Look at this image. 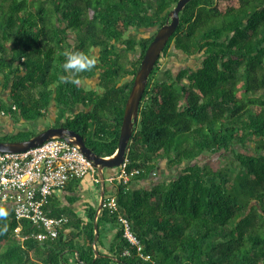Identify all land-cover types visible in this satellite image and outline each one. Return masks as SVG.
Here are the masks:
<instances>
[{
	"label": "trees",
	"instance_id": "obj_1",
	"mask_svg": "<svg viewBox=\"0 0 264 264\" xmlns=\"http://www.w3.org/2000/svg\"><path fill=\"white\" fill-rule=\"evenodd\" d=\"M178 1L0 0V114L32 122L52 106L50 127L74 130L95 154L113 156L133 86L127 77H135L156 34L131 33L162 27ZM171 47L198 64L163 78L162 58L155 64L126 152L127 171H139L133 182L152 185L110 184L116 189L104 195L95 245L101 226H111L108 254H94L97 206L87 203L81 218L53 194L46 214L68 220L54 238L40 239L44 229L17 220L0 200L9 212L0 219V264H264V0H192L163 58ZM65 50L97 59L78 85L60 79ZM94 78L95 88H85ZM35 135L6 134L0 142ZM205 155L218 156L202 165ZM163 162L177 173L154 183ZM120 216L140 251L124 238Z\"/></svg>",
	"mask_w": 264,
	"mask_h": 264
},
{
	"label": "built area",
	"instance_id": "obj_2",
	"mask_svg": "<svg viewBox=\"0 0 264 264\" xmlns=\"http://www.w3.org/2000/svg\"><path fill=\"white\" fill-rule=\"evenodd\" d=\"M128 159L116 172L106 179L129 186L139 171H127ZM92 161L87 159L78 147L63 139L53 138L43 144L21 153H0V200L8 202L14 217L41 227L38 237L44 239L56 237L58 229L68 220L65 217L54 218L46 214L50 197L73 181L91 176L99 182ZM106 206L111 214L118 210L114 197H110ZM124 229V238L140 251V242L132 232L130 222L119 217Z\"/></svg>",
	"mask_w": 264,
	"mask_h": 264
},
{
	"label": "water",
	"instance_id": "obj_3",
	"mask_svg": "<svg viewBox=\"0 0 264 264\" xmlns=\"http://www.w3.org/2000/svg\"><path fill=\"white\" fill-rule=\"evenodd\" d=\"M191 1L192 0L178 1L176 6L169 12L166 23L156 31V34L144 55L140 69L134 77L132 90L126 102L117 153L115 156L111 158L98 156L86 145V142L81 134L65 127H48L43 131L37 133L34 137L25 141L0 142V152L19 153L35 148L52 138H59L66 140L78 147L80 151L86 156V158L93 162L94 167L98 171V176L101 182L100 202L94 221L95 238L93 246L96 258L99 256V252L95 247L99 238L98 217L100 212L102 211L105 194L104 172L106 170H113L114 172V169L120 167L124 163L128 145L134 134L135 127L139 122V112L141 109V103L148 79L154 69L156 62L163 55L164 48L166 47L169 39L172 37L179 26L180 13Z\"/></svg>",
	"mask_w": 264,
	"mask_h": 264
},
{
	"label": "crops",
	"instance_id": "obj_4",
	"mask_svg": "<svg viewBox=\"0 0 264 264\" xmlns=\"http://www.w3.org/2000/svg\"><path fill=\"white\" fill-rule=\"evenodd\" d=\"M93 81H94V84H93ZM85 82H86V86L89 85L91 88H95V86L97 85L98 79L86 80ZM6 96L7 95L5 93L4 97L6 98ZM51 108H52V106H51ZM78 109H80V108H78ZM50 117L53 118L52 120H54L56 118L55 109H54V112L50 115ZM45 121H46V119H43V122H40V121L39 122H34V121H32V122H25V121L17 122V121H15L9 117H6V116L0 114V136L6 135V134L15 135V134H18L19 132H26V131L32 132L33 130L35 132H38V131L46 128L43 125V124H45ZM27 123H30L29 127H26ZM30 127L32 130L30 129ZM176 173H177V170L168 168L167 163H165L164 166L160 165L159 170H157L158 179L154 180V183L158 180L167 182L168 179L172 178ZM110 174L111 173H109V171H108V174L104 173L106 178ZM151 182H152L151 180L150 181L149 180L143 181L140 183L132 182L130 185V188H132L133 190L134 189L135 190H137V189H148L150 187V185H152ZM91 185L98 186L99 190L101 192V187L99 184H94L90 177H85L83 180H80V184L78 187H76L74 189L72 187L73 192L70 193L65 189L63 191L56 192L54 195L59 200L61 207H69L78 216H80L81 218H84L86 211H87V203L94 204L92 202V199H91L90 194H89V188L91 187ZM115 189H116L115 186H112V185L105 183V195H106V197H108L111 194H114ZM70 197L75 198V201L70 202L69 201ZM99 199H100V196H99ZM98 203H96L94 205L98 206ZM101 228H102V233H101L102 242H101L100 246H98V250H99V252H101L103 254H108V249H109L110 244L114 240L116 230L110 228L107 225L101 226ZM71 259H72V257H71Z\"/></svg>",
	"mask_w": 264,
	"mask_h": 264
},
{
	"label": "rangeland",
	"instance_id": "obj_5",
	"mask_svg": "<svg viewBox=\"0 0 264 264\" xmlns=\"http://www.w3.org/2000/svg\"><path fill=\"white\" fill-rule=\"evenodd\" d=\"M157 30V27L152 28L150 30H141V31H133L131 34H137L139 37H149L152 36L154 34V32ZM161 68H160V78H163L164 75V71L166 70H170L174 75H177L178 72H180V70L185 69V68H195L196 65L198 64V58L194 57V58H189L186 55H184L182 52L177 51L174 47H171L170 50L168 51V53L166 54V56L161 60ZM95 80V79H94ZM94 84V81H93ZM85 88L87 89H91V87L89 85L86 86L85 84ZM5 95V93H4ZM54 107L51 108V112L49 114V116L46 118L45 124H43L46 128L48 126L51 125L52 123V117H50V115L54 112ZM43 122V119L38 118L36 119V121L34 122ZM30 123L26 124V127H29ZM31 129V127H30ZM32 130V129H31ZM32 132H35L34 130ZM218 155H205L202 159H201V164L202 165H206L209 164L211 161L216 160L215 158H217ZM228 162H224L222 163L223 166L227 165ZM165 163H161V166H164ZM112 173L113 170H106L105 173L108 174ZM166 182V181H165ZM100 190L99 187L96 185H91V187L89 188V194L90 197L92 199V202L94 204L99 202V196H100ZM111 227V226H109ZM113 229V228H112ZM101 233H102V228H101ZM73 263V262H72Z\"/></svg>",
	"mask_w": 264,
	"mask_h": 264
},
{
	"label": "clouds",
	"instance_id": "obj_6",
	"mask_svg": "<svg viewBox=\"0 0 264 264\" xmlns=\"http://www.w3.org/2000/svg\"><path fill=\"white\" fill-rule=\"evenodd\" d=\"M157 30H158V28H157ZM156 30V31H157ZM156 31L154 32V33H156ZM118 47H120V45L118 46ZM178 51V50H177ZM63 56L65 57V62H64V64H63V70H64V72L65 73H67V75H64V76H61L60 77V79H61V81L62 82H64V83H72V84H74V85H78L79 83H80V81H79V79L77 78L78 77V75L79 74H81V73H84V72H89V71H91L95 66H96V64H97V59L95 58V57H92V56H89L87 53H85V52H83V51H73V50H65L64 52H63ZM160 58H162L163 59V55L160 57ZM155 67V66H154ZM140 69V68H139ZM152 74V73H151ZM136 75V74H135ZM159 75H160V73H159ZM151 76V75H150ZM150 78V77H149ZM94 79H97V78H94ZM93 79V80H94ZM133 81H134V77H133ZM85 84H86V82H85ZM139 123V122H138ZM138 125V124H137ZM48 127H50V126H48ZM47 127V128H48ZM136 128V127H135ZM46 129V128H45ZM44 130V129H43ZM43 130H40V131H38V132H36V134L37 133H39V132H41V131H43ZM53 139V138H52ZM57 139H59V138H57ZM66 141V140H65ZM46 142V141H45ZM68 142V141H67ZM71 144V143H70ZM130 144V143H129ZM73 145V144H72ZM38 147V146H37ZM33 149V148H32ZM30 150V149H29ZM28 151V150H27ZM26 152V151H25ZM0 153H6V152H0ZM19 153H21V152H19ZM116 153H117V150H116V152H115V154L113 155V156H115L116 155ZM113 156H111V157H113ZM86 157V156H85ZM111 157H106V158H111ZM125 158H126V156H125ZM122 166V165H121ZM120 166V167H121ZM119 168V167H118ZM118 168H116V169H114V172L113 173H111L109 176H111V175H113L115 172H116V170L118 169ZM96 169V168H95ZM96 171H97V169H96ZM105 173V172H104ZM97 178L99 179V182L97 183V182H95L92 178H91V176H86V177H90L91 178V180H92V182L94 183V184H99L100 185V178H99V176H98V171H97ZM108 176V177H109ZM107 177V178H108ZM85 178V177H84ZM84 178H82V179H79V180H83ZM106 177H105V183H107L106 182V179H107ZM135 178V177H134ZM133 178V179H134ZM73 181H75V180H73ZM133 182V180L131 181V183ZM131 183H130V185H131ZM108 184V183H107ZM110 185V184H109ZM130 185L129 186H124V187H126V188H129L130 187ZM64 190V189H63ZM63 190H61V191H63ZM101 194V193H100ZM105 195V194H104ZM108 198V197H107ZM99 202H100V199H99ZM98 205H99V203H98ZM103 205H104V200H103ZM103 205H102V210H103ZM97 208H98V206H97ZM101 213V212H100ZM100 215V214H99ZM8 216H9V212H8V210L6 209V208H4V207H0V219H7L8 218ZM3 231L4 232H6L7 231V225H5L4 226V229H3ZM140 242V241H139ZM132 246V245H131ZM137 251H138V249H137ZM125 254H128L127 252H125Z\"/></svg>",
	"mask_w": 264,
	"mask_h": 264
},
{
	"label": "flooded vegetation",
	"instance_id": "obj_7",
	"mask_svg": "<svg viewBox=\"0 0 264 264\" xmlns=\"http://www.w3.org/2000/svg\"><path fill=\"white\" fill-rule=\"evenodd\" d=\"M133 56V55H132ZM135 57V56H134ZM155 75H157V74H155ZM158 77H160V76H158ZM127 80L129 81V82H131V81H133V76H129V77H127Z\"/></svg>",
	"mask_w": 264,
	"mask_h": 264
},
{
	"label": "bare ground",
	"instance_id": "obj_8",
	"mask_svg": "<svg viewBox=\"0 0 264 264\" xmlns=\"http://www.w3.org/2000/svg\"><path fill=\"white\" fill-rule=\"evenodd\" d=\"M132 90V89H131ZM120 217H122V216H120ZM125 218V217H124ZM128 220V219H127ZM129 221V220H128ZM130 222V221H129ZM119 223H120V221H119ZM130 224H131V222H130ZM120 225H122L121 223H120ZM122 228H123V226H121ZM123 231H124V229H123ZM123 236H124V234H123Z\"/></svg>",
	"mask_w": 264,
	"mask_h": 264
}]
</instances>
